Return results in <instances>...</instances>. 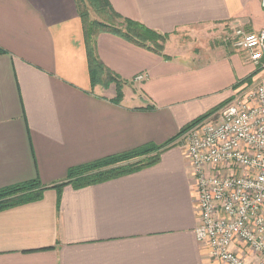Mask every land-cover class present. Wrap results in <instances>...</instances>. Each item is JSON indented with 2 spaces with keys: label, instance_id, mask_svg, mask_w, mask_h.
Segmentation results:
<instances>
[{
  "label": "crops",
  "instance_id": "0c3cea01",
  "mask_svg": "<svg viewBox=\"0 0 264 264\" xmlns=\"http://www.w3.org/2000/svg\"><path fill=\"white\" fill-rule=\"evenodd\" d=\"M109 1L169 34L163 54L96 36L99 59L126 81L120 103L114 83H91L76 0H0V189L34 179L46 187L0 210V264H215L196 236L200 191L178 139L150 166L54 185L73 167L169 143L257 81L235 32L262 30L264 9L260 0ZM185 36L197 38L192 47L178 44ZM139 74L146 79L134 81Z\"/></svg>",
  "mask_w": 264,
  "mask_h": 264
},
{
  "label": "built area",
  "instance_id": "2783aa9c",
  "mask_svg": "<svg viewBox=\"0 0 264 264\" xmlns=\"http://www.w3.org/2000/svg\"><path fill=\"white\" fill-rule=\"evenodd\" d=\"M235 35L261 76L178 140L200 191L197 239L209 246L215 264H264V28H238Z\"/></svg>",
  "mask_w": 264,
  "mask_h": 264
},
{
  "label": "trees",
  "instance_id": "16d2710c",
  "mask_svg": "<svg viewBox=\"0 0 264 264\" xmlns=\"http://www.w3.org/2000/svg\"><path fill=\"white\" fill-rule=\"evenodd\" d=\"M76 3L83 21L91 83L93 86L97 84L108 86L114 83L116 96L113 100L120 103L124 95L123 85L125 81L113 73L99 59L96 52V36L100 32H111L140 47L163 54L165 42L169 38V34L160 33L155 29L147 27L140 21L120 15L114 10L109 0H76ZM89 6L101 15L107 16L111 21L114 20L113 17L121 18L122 22H125V28L117 26L114 22L90 19ZM212 111L207 112L184 126L177 136L165 145L149 144L133 151L73 167L69 170L67 179L54 185V187L59 189L68 184L78 188L84 187L150 166L160 159V152L164 150L168 144L178 139L192 125L208 116ZM45 188L46 187L41 186L38 179H34L29 182L0 189V210L38 199Z\"/></svg>",
  "mask_w": 264,
  "mask_h": 264
},
{
  "label": "rangeland",
  "instance_id": "374dc122",
  "mask_svg": "<svg viewBox=\"0 0 264 264\" xmlns=\"http://www.w3.org/2000/svg\"><path fill=\"white\" fill-rule=\"evenodd\" d=\"M89 15H90V19H96V20H102V21H105V22H114L115 24H117V26H119V27H123V28H125V22H122V19L121 18H118V17H113V21H111V20H109V18L106 16H103V15H101L99 12H97V11H95L91 6H89ZM211 30H209V31H207V33L205 34V35H208V34H210L211 35ZM211 37V40H212V42H213V39H212V37H214V36H210ZM168 40V39H167ZM167 40H166V42H167ZM197 41V38H195V37H188V36H185L184 37V40L180 43H178L179 45L180 44H185V45H189V46H191L192 47V45L195 43ZM161 42V41H160ZM166 42H165V44H166ZM180 47H182V46H180ZM186 47V46H185ZM165 49V48H164ZM193 50V49H192ZM140 75H144V79H146V77H147V75L146 74H139V75H137L135 78H134V81H142V80H144V79H142V80H138L137 79V77L138 76H140ZM125 83H126V81H125ZM115 85V84H114ZM125 85V84H124ZM123 85V93H124V86ZM102 86H104V85H102ZM104 87H107V86H104ZM116 96V88H115V95H114V97ZM123 98H124V95H123ZM123 100V99H122ZM135 160H138V159H135Z\"/></svg>",
  "mask_w": 264,
  "mask_h": 264
}]
</instances>
